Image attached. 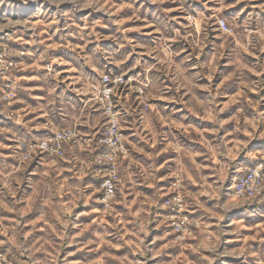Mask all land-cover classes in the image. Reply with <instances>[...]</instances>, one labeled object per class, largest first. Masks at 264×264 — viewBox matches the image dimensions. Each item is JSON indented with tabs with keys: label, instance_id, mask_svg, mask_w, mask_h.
I'll return each mask as SVG.
<instances>
[{
	"label": "rangeland",
	"instance_id": "rangeland-1",
	"mask_svg": "<svg viewBox=\"0 0 264 264\" xmlns=\"http://www.w3.org/2000/svg\"><path fill=\"white\" fill-rule=\"evenodd\" d=\"M258 164L264 0H0V264H264Z\"/></svg>",
	"mask_w": 264,
	"mask_h": 264
},
{
	"label": "built area",
	"instance_id": "built-area-1",
	"mask_svg": "<svg viewBox=\"0 0 264 264\" xmlns=\"http://www.w3.org/2000/svg\"><path fill=\"white\" fill-rule=\"evenodd\" d=\"M217 24L223 31H229V27L224 19H219ZM110 82V79L104 78L105 87L102 90V94L107 98L112 93ZM231 189L237 196L248 199H264V170L262 164L251 166L242 174L237 175ZM108 190L111 191V188L109 187Z\"/></svg>",
	"mask_w": 264,
	"mask_h": 264
}]
</instances>
